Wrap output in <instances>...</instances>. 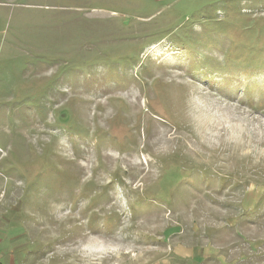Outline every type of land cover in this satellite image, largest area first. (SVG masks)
<instances>
[{"label": "rangeland", "instance_id": "1", "mask_svg": "<svg viewBox=\"0 0 264 264\" xmlns=\"http://www.w3.org/2000/svg\"><path fill=\"white\" fill-rule=\"evenodd\" d=\"M0 264H264V0H0Z\"/></svg>", "mask_w": 264, "mask_h": 264}]
</instances>
